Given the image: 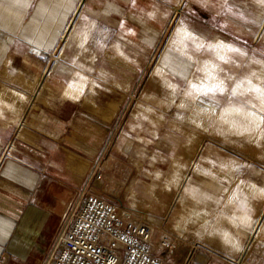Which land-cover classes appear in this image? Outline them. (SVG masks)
I'll return each instance as SVG.
<instances>
[{"label":"crops","instance_id":"crops-1","mask_svg":"<svg viewBox=\"0 0 264 264\" xmlns=\"http://www.w3.org/2000/svg\"><path fill=\"white\" fill-rule=\"evenodd\" d=\"M147 63L169 101H190L208 120L221 112L218 126L235 137L245 133L242 121L250 135H264V0H0V264H44L57 252L82 194L55 195L64 188L58 154L78 188L85 166L72 158L68 166L67 154H113L98 145L103 139L74 131L82 121L71 99L88 93L108 126ZM113 94L117 106L102 101ZM144 95L132 111L156 109ZM146 121L139 125L156 132V122ZM137 141L156 139L144 133ZM204 155L193 177L190 163L180 172L159 211L137 207L153 216L154 250L165 264H264V203L245 197L264 188L226 183L223 162L207 166Z\"/></svg>","mask_w":264,"mask_h":264},{"label":"rangeland","instance_id":"rangeland-1","mask_svg":"<svg viewBox=\"0 0 264 264\" xmlns=\"http://www.w3.org/2000/svg\"><path fill=\"white\" fill-rule=\"evenodd\" d=\"M178 11L175 10L169 18L165 34L152 52L153 55L157 56L163 47L165 39L177 20ZM152 65L153 63H147L145 68L140 70L137 78L132 82L129 94L125 96L123 105L119 110L114 111L113 120L108 123V126L105 121L98 119L104 111L96 112L90 109L88 93L80 95L77 99H71L75 100L78 108L74 112L75 116L82 121V125L74 128V131L80 130L79 133L83 135H94L103 139L104 141H99L98 145L102 146L103 151H113V154H67V165L72 158L85 166L80 175L81 178L75 177L76 181L81 179L79 188L74 184L70 169H64L63 154H58V160L62 162V166L56 174V179L64 188L57 191L55 195L67 198L74 193H82L80 198L78 194L76 195L75 199L78 198V200H75L72 210L77 202L89 194L114 204L120 211V216L125 219L127 217V221L133 227L138 229L137 227L140 226L145 229L143 242L154 254L163 259L165 264L164 254L157 249L154 250L157 242L150 237L152 225H154L153 216L141 212L137 207L143 205L146 210L149 208L152 211H159V203L171 198L169 188L180 183L182 178L180 172L186 171L187 164L190 163L188 175L193 177L196 161L199 157L206 156L204 154H209L210 157L206 159L207 166L211 167L212 164L223 162L226 170L228 169L223 180L226 183L255 182L264 188V160L257 156V154H264V135H250L249 123L242 121L241 129L246 134L235 137L232 132H223L224 127L218 126L221 112L210 111L208 120L207 112L194 111L190 101L187 103L183 100L185 104H180L181 101H179L178 105L169 101L172 97L168 88H165L164 84L158 80L154 83L151 78ZM143 91L146 92L144 96L147 103L158 104L155 106L156 109L154 110L152 106L147 110L132 111ZM119 97L120 95L115 94L104 95L102 101L112 99L113 106H117ZM180 98H186V96L179 95L178 99ZM92 101H94L93 98ZM144 118L149 122L151 120L156 122V132L151 133L149 127L139 125ZM96 123L97 126L94 125ZM227 129L232 131V127ZM144 133L151 134L156 141L138 142L139 135ZM138 154L142 156L139 158ZM184 154H191L192 160L189 162ZM191 181L188 180V182ZM245 197L259 205L264 203L262 191H250ZM139 208L142 209V207ZM70 213L63 229L68 225Z\"/></svg>","mask_w":264,"mask_h":264},{"label":"built area","instance_id":"built-area-1","mask_svg":"<svg viewBox=\"0 0 264 264\" xmlns=\"http://www.w3.org/2000/svg\"><path fill=\"white\" fill-rule=\"evenodd\" d=\"M69 217L45 264H164L143 242L145 229L133 227L114 204L85 195Z\"/></svg>","mask_w":264,"mask_h":264}]
</instances>
